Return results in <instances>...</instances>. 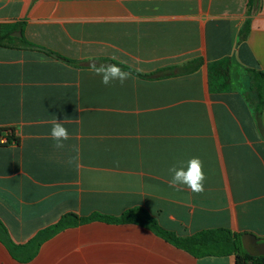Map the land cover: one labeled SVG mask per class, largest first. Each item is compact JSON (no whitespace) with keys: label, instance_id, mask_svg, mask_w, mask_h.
<instances>
[{"label":"crops","instance_id":"crops-1","mask_svg":"<svg viewBox=\"0 0 264 264\" xmlns=\"http://www.w3.org/2000/svg\"><path fill=\"white\" fill-rule=\"evenodd\" d=\"M249 1L0 0V38H14L0 46V222L16 245L68 213L137 208L180 237L229 229L264 242V110L260 126L246 76L264 72V0L251 15ZM93 60L132 78L104 86ZM192 157L200 194L169 185L168 169ZM30 255L0 240V264H237L132 222L69 228Z\"/></svg>","mask_w":264,"mask_h":264},{"label":"trees","instance_id":"trees-1","mask_svg":"<svg viewBox=\"0 0 264 264\" xmlns=\"http://www.w3.org/2000/svg\"><path fill=\"white\" fill-rule=\"evenodd\" d=\"M255 0L249 1V15L252 14ZM250 31V19L247 21L242 37L245 38ZM14 38L8 33L0 38V46H6ZM32 48H38L27 41H23ZM53 55L52 53H49ZM117 64V63H115ZM119 65V64H118ZM122 68L125 66L119 65ZM127 69V68H126ZM246 76L250 81L251 90L256 93L258 105L256 107L257 122L261 126V114L264 110V72L246 69ZM15 143L18 140L14 138ZM7 143H12L8 140ZM92 221H107L112 223L132 222L153 230L157 235L164 238L179 249H183L197 258L203 257H224L235 255L237 264H264V255L254 251L252 245L247 244L248 234L234 233L229 229H210L196 233L190 237H180L174 232L162 228L158 222L144 209H132L120 217H109L99 213L89 217H80L74 213L64 215L59 222L40 231L27 245H16L10 238L6 227L0 222V240L7 246L11 255L21 261L27 262L32 256L24 257L26 252L36 253L42 244L60 232L74 228ZM252 236L250 235V238Z\"/></svg>","mask_w":264,"mask_h":264},{"label":"clouds","instance_id":"clouds-1","mask_svg":"<svg viewBox=\"0 0 264 264\" xmlns=\"http://www.w3.org/2000/svg\"><path fill=\"white\" fill-rule=\"evenodd\" d=\"M89 59L91 60V58ZM113 59L115 58L113 57ZM89 71L93 75L100 77V82L104 86H110L114 82H119L123 85L127 80L132 78L130 71L124 70L115 63L97 64L93 60L89 65ZM65 120L59 122L55 117L51 121L50 137L55 142L54 147L56 149H62L64 147L63 142L70 138L68 129L64 126ZM168 172L170 174L169 185L178 191L182 187H187L195 194L204 192L207 177L204 172L203 161L199 157H192L186 163L179 166L173 164L168 169Z\"/></svg>","mask_w":264,"mask_h":264},{"label":"water","instance_id":"water-1","mask_svg":"<svg viewBox=\"0 0 264 264\" xmlns=\"http://www.w3.org/2000/svg\"><path fill=\"white\" fill-rule=\"evenodd\" d=\"M252 246L257 254L264 255V242H260V239L253 237Z\"/></svg>","mask_w":264,"mask_h":264},{"label":"rangeland","instance_id":"rangeland-1","mask_svg":"<svg viewBox=\"0 0 264 264\" xmlns=\"http://www.w3.org/2000/svg\"><path fill=\"white\" fill-rule=\"evenodd\" d=\"M249 88H251L250 81H249ZM250 90V89H249Z\"/></svg>","mask_w":264,"mask_h":264}]
</instances>
